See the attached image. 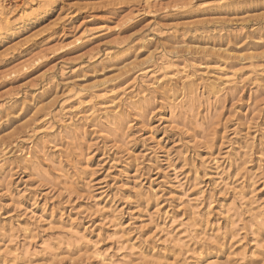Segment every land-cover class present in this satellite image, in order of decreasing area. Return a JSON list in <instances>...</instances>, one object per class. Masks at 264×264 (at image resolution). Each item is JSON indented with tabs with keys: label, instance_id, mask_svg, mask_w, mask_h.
<instances>
[{
	"label": "rangeland",
	"instance_id": "374dc122",
	"mask_svg": "<svg viewBox=\"0 0 264 264\" xmlns=\"http://www.w3.org/2000/svg\"><path fill=\"white\" fill-rule=\"evenodd\" d=\"M212 260L264 264V0H7L0 264Z\"/></svg>",
	"mask_w": 264,
	"mask_h": 264
},
{
	"label": "bare ground",
	"instance_id": "6f19581e",
	"mask_svg": "<svg viewBox=\"0 0 264 264\" xmlns=\"http://www.w3.org/2000/svg\"><path fill=\"white\" fill-rule=\"evenodd\" d=\"M6 1L7 0H0V15H4L5 14V8H6ZM114 105V104H113ZM195 105V103H194ZM117 112V111H116ZM115 122V121H114ZM107 132V131H106ZM216 260H212L209 262V264H216L215 263Z\"/></svg>",
	"mask_w": 264,
	"mask_h": 264
}]
</instances>
